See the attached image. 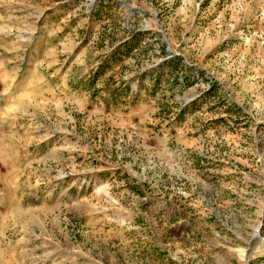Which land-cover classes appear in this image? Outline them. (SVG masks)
<instances>
[{
	"label": "rangeland",
	"instance_id": "obj_1",
	"mask_svg": "<svg viewBox=\"0 0 264 264\" xmlns=\"http://www.w3.org/2000/svg\"><path fill=\"white\" fill-rule=\"evenodd\" d=\"M262 252L264 0H0V264Z\"/></svg>",
	"mask_w": 264,
	"mask_h": 264
},
{
	"label": "trees",
	"instance_id": "obj_2",
	"mask_svg": "<svg viewBox=\"0 0 264 264\" xmlns=\"http://www.w3.org/2000/svg\"><path fill=\"white\" fill-rule=\"evenodd\" d=\"M137 35H138L137 33L134 34V36H137ZM134 39H135V38H133L132 40H134ZM125 43H126V44H129V43H130V40L125 41Z\"/></svg>",
	"mask_w": 264,
	"mask_h": 264
},
{
	"label": "bare ground",
	"instance_id": "obj_3",
	"mask_svg": "<svg viewBox=\"0 0 264 264\" xmlns=\"http://www.w3.org/2000/svg\"><path fill=\"white\" fill-rule=\"evenodd\" d=\"M264 254V252H262V254L261 255H263ZM248 256H249V254H248Z\"/></svg>",
	"mask_w": 264,
	"mask_h": 264
}]
</instances>
